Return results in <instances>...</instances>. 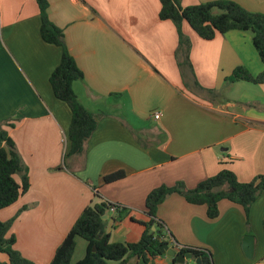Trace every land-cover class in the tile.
Listing matches in <instances>:
<instances>
[{
  "label": "crops",
  "instance_id": "obj_1",
  "mask_svg": "<svg viewBox=\"0 0 264 264\" xmlns=\"http://www.w3.org/2000/svg\"><path fill=\"white\" fill-rule=\"evenodd\" d=\"M178 1L184 8L217 0ZM231 1L264 14V0ZM47 2L49 20L62 29L83 73L73 91L97 116V128L84 154L71 156L66 165L71 112L49 84L61 49L41 39L34 0H0V122L10 125L4 129L30 181L29 190L1 210V221L14 219L7 237H14L13 247L23 258L50 264L91 203L118 204L134 220L146 221L145 198L160 185L182 182L193 189L222 168L242 183L264 176V83L225 82L238 67L253 77L262 72L250 33L231 30L207 41L182 24L192 75L204 89L199 91L185 84L176 58L177 30L159 19V0ZM155 112L160 113L157 121ZM118 171L123 179L103 182ZM218 209V216L209 219L205 206L173 194L157 217L172 240L210 251L214 264H264V192L250 207L248 220L243 208L229 201L219 202ZM136 221L110 220V241H137L142 227ZM245 236L254 239L250 259L242 250ZM85 248L78 238L73 263ZM0 261L7 262L6 255ZM147 264L172 263L165 255Z\"/></svg>",
  "mask_w": 264,
  "mask_h": 264
},
{
  "label": "trees",
  "instance_id": "obj_2",
  "mask_svg": "<svg viewBox=\"0 0 264 264\" xmlns=\"http://www.w3.org/2000/svg\"><path fill=\"white\" fill-rule=\"evenodd\" d=\"M34 1L39 9L41 39L61 49L60 62L51 73L49 84L55 98L64 102L71 112L66 138L68 145L66 157L82 155L87 141L97 128V116L80 104L73 91V83L83 80V73L66 47L62 29L55 26L48 18L47 0ZM159 1V19L171 21L177 30V63L189 88L204 91L192 75L188 58L190 42L182 33L183 23H186L200 39L207 41L231 30L250 33L253 47L263 64L262 72L253 77L244 67H238L225 79V82L264 83V14L250 12L231 0H217L184 8L178 0ZM207 92L214 96L212 90ZM9 126L6 121L0 122V140L4 142V146H0V210L14 204L30 188L27 168L23 165L13 140L4 129ZM17 176L20 177V181H17ZM124 177V172L118 171L105 176L103 182L108 184ZM263 192V175L242 183L232 171L222 168L216 175L199 182L193 189H187L184 183L177 182L173 186L160 185L151 190L144 204L146 221L134 220L130 216V210L118 204L105 201L91 203L83 209L56 248L50 264H131V259L138 260L139 263L136 264H147L158 256H165L159 250L162 244H167L177 253H190L194 259H199L201 264H214L210 251L180 246L171 239L172 236L165 228V224L157 217L159 206L169 196L176 194L188 204L205 206L207 218L214 219L219 214V202L226 200L241 206L248 220L250 207ZM112 209L114 212L111 215ZM104 216H107L106 220L103 219ZM127 217L142 227L140 238L127 243L111 242L108 232L109 221L119 223ZM13 220L0 221V255L4 254L7 257V262L0 261V264H34L14 249V237H7ZM78 238L86 242V248L82 259L73 263L72 257ZM170 260L172 264H177L175 259L170 258Z\"/></svg>",
  "mask_w": 264,
  "mask_h": 264
},
{
  "label": "water",
  "instance_id": "obj_3",
  "mask_svg": "<svg viewBox=\"0 0 264 264\" xmlns=\"http://www.w3.org/2000/svg\"><path fill=\"white\" fill-rule=\"evenodd\" d=\"M104 220L107 219V216L103 217ZM154 231V228H152ZM159 250L162 254L166 255L169 258L175 259L177 264H186L189 261H193L194 264H201L199 259H194L190 253H177L173 248L169 247L167 244H162L159 247ZM242 250L245 257L252 258L254 250V239L251 236H245L242 240Z\"/></svg>",
  "mask_w": 264,
  "mask_h": 264
},
{
  "label": "built area",
  "instance_id": "obj_4",
  "mask_svg": "<svg viewBox=\"0 0 264 264\" xmlns=\"http://www.w3.org/2000/svg\"><path fill=\"white\" fill-rule=\"evenodd\" d=\"M152 117H153L154 120L157 121L160 118V113L159 112H155V113H153ZM111 212H114V209H112Z\"/></svg>",
  "mask_w": 264,
  "mask_h": 264
},
{
  "label": "rangeland",
  "instance_id": "obj_5",
  "mask_svg": "<svg viewBox=\"0 0 264 264\" xmlns=\"http://www.w3.org/2000/svg\"><path fill=\"white\" fill-rule=\"evenodd\" d=\"M64 158H65V164L67 165L70 157H66V154H65ZM0 221H1V210H0Z\"/></svg>",
  "mask_w": 264,
  "mask_h": 264
}]
</instances>
